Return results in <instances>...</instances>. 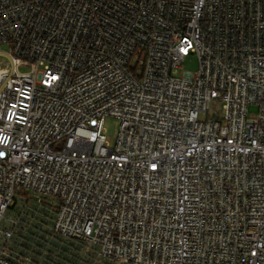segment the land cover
Returning <instances> with one entry per match:
<instances>
[{"label":"built area","instance_id":"built-area-1","mask_svg":"<svg viewBox=\"0 0 264 264\" xmlns=\"http://www.w3.org/2000/svg\"><path fill=\"white\" fill-rule=\"evenodd\" d=\"M0 56L5 239L32 195L117 264H264V0H0Z\"/></svg>","mask_w":264,"mask_h":264},{"label":"rangeland","instance_id":"rangeland-1","mask_svg":"<svg viewBox=\"0 0 264 264\" xmlns=\"http://www.w3.org/2000/svg\"><path fill=\"white\" fill-rule=\"evenodd\" d=\"M8 49L7 45L1 47L3 51ZM3 58L0 56V60ZM198 67V58L193 55L186 59L180 73H196ZM20 70L26 72L30 69L22 66ZM257 113V106L249 107V118H254ZM105 126L108 140L113 144L120 123L116 118H108ZM53 205L47 199L39 202L32 195H19L7 213V219L12 222H5L13 235L7 240L0 234V250L6 248L22 264H117L101 257L98 249L88 243L56 235Z\"/></svg>","mask_w":264,"mask_h":264}]
</instances>
